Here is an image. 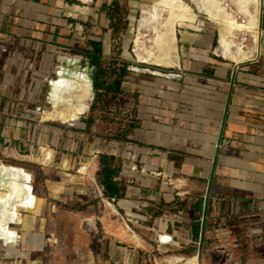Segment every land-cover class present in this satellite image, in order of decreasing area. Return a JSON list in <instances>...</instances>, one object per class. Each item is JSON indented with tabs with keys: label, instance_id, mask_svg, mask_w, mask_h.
I'll list each match as a JSON object with an SVG mask.
<instances>
[{
	"label": "crops",
	"instance_id": "1",
	"mask_svg": "<svg viewBox=\"0 0 264 264\" xmlns=\"http://www.w3.org/2000/svg\"><path fill=\"white\" fill-rule=\"evenodd\" d=\"M115 5L118 0H0L1 41L16 54L21 68L30 63L40 82L50 87L60 72L71 78L89 69L96 73L95 85L97 59L102 66L110 55L104 36L113 34L109 15ZM261 20L264 32V0ZM202 36L185 40L181 68L167 69L170 75L128 74L122 82L117 78L120 90L113 92L126 95L135 108V126L127 143L89 132V112L64 130L33 121L31 130L37 134L44 128L49 135L43 142L54 154H66L61 168L78 169L88 155L104 156L99 167L95 159L85 165L92 167L94 179L95 171L103 179V188L114 193V202L123 198L131 220L136 221L137 208L159 201L181 206L176 220L168 219L165 229L157 232L161 239H186L174 229L178 224L182 226L177 229L187 227L186 241L191 242L198 235L203 211L209 224L219 217L223 223L253 225L262 245L256 262L264 264V45L257 59L235 65L215 55L212 33ZM128 65L130 70L133 66ZM47 100L51 106L50 95ZM36 141L37 137L31 143ZM108 169L114 172L112 178H107ZM81 176L82 181L88 179ZM64 190L53 184L50 194L57 198Z\"/></svg>",
	"mask_w": 264,
	"mask_h": 264
},
{
	"label": "rangeland",
	"instance_id": "2",
	"mask_svg": "<svg viewBox=\"0 0 264 264\" xmlns=\"http://www.w3.org/2000/svg\"><path fill=\"white\" fill-rule=\"evenodd\" d=\"M187 1L195 7L203 25L201 31L180 28V49L182 50L185 40L188 39L184 31H193L200 35L197 37L200 39L203 37L202 34L208 31L213 34L211 44L215 52L219 41L218 27L208 18L209 15L200 11L197 3L193 0ZM144 2L146 0H118V5L110 10L109 17L114 22V31L111 36H104L105 49L110 46V55L105 56L102 62L105 85L98 100L93 86L95 101L92 100L90 103L92 106L89 104L88 119L89 132L93 131L96 137H104L111 142L127 143L135 126L133 103L126 95L112 91L117 78L122 82L128 74L150 76L155 75V72L167 75L172 72L141 65L134 58V40ZM224 3L229 10H236L232 0H224ZM261 21L260 17V56L264 45ZM251 40L248 37V46H251ZM8 48L0 36V165L24 168L31 173L36 196L44 202L38 214L31 211L22 212V218L24 222H29V228L25 229L23 225L16 224L12 226L20 236L17 245L13 246L0 239V264H178L176 258L188 259L193 256H198L202 264H258L256 261L261 256L262 245L258 244L259 238L254 232V226L248 222L237 223V220H231L230 223H223L218 217L216 222L212 221L209 224L206 213L202 211L196 238H191V242H187V236H190L186 231L187 227L184 230L177 229L182 225L176 224L174 229L182 233V236H186V239L179 237L180 239L164 245L160 241L165 240L158 237L157 232L165 229L168 219L176 220L175 216L181 206L175 207L159 201L153 203L152 207L137 208L134 211L137 218L133 221L132 215L128 216L129 213L121 203L123 198L114 202L112 192L103 188L104 181L97 177L96 171L95 181L102 195H96V187L88 179L81 180L79 170L83 165H78V169L77 166L72 169H65V166L61 168V161L66 157L62 151L55 154L54 163L50 167L22 159L27 157L38 159L42 148L53 150L43 142L47 140L45 137L49 134L44 128L37 134L33 132L31 121L35 124L41 123L42 126H52L51 130L55 128L64 130L68 125L42 120L43 113L52 109L47 100L52 89L49 83H44L42 79L43 83L40 82L38 70L36 68L32 70L30 63L27 67L25 62L24 68H21V62L15 61L16 54L9 52ZM219 60L224 61L222 58ZM128 64L138 68V72L133 71V67L129 70ZM89 65H93L91 60ZM79 73L91 79V83L96 76L95 71L91 72V69ZM55 77L53 75L52 80H55ZM38 83L40 85L36 86ZM35 137L37 141L32 144L31 141ZM12 151L22 158L13 157ZM103 157L95 159L94 156L88 155L83 163L90 164L95 159L99 167L98 164L102 163ZM53 184L64 186L65 194L53 197L50 194ZM103 200L114 205L130 231L144 241V247L140 248L108 233L106 222L122 224V221L114 214H108L105 221L101 220ZM167 215H170L169 218ZM203 215L206 218V225L204 224V228L201 229ZM189 217L191 218V214ZM90 220L93 221L92 230H86L83 225Z\"/></svg>",
	"mask_w": 264,
	"mask_h": 264
},
{
	"label": "bare ground",
	"instance_id": "3",
	"mask_svg": "<svg viewBox=\"0 0 264 264\" xmlns=\"http://www.w3.org/2000/svg\"><path fill=\"white\" fill-rule=\"evenodd\" d=\"M82 1L87 3L91 0ZM193 1L218 27L219 41L215 55L235 65L251 62L259 57L262 0H232L236 10H229L224 0ZM76 8L85 11L83 6ZM138 22V32L134 40V58L141 65L161 69L181 68L180 28L201 31L203 25L199 13L187 0H146L142 4L141 18ZM184 34L187 38L200 36L190 30L184 31ZM248 37L252 39L251 46H248ZM138 70L133 69L135 72ZM157 74L161 75L159 72ZM58 75L60 78L51 82L50 87L52 109L43 113L42 120L72 125L89 111V104L93 100L92 83L82 74L73 75L71 78L64 77L61 72ZM11 154L16 159L22 158L14 151ZM54 157L52 150L42 148L38 159L30 157L22 159L50 167L54 163ZM91 168L89 165H84L79 173L88 178L96 187V195H99L100 190L95 184ZM55 191L60 193L57 188ZM103 201L101 220L105 221L108 214H114L122 221V224L106 222L108 233L122 241H129L140 248L144 247V241L130 231L113 205L109 201ZM43 202L36 196L31 173L24 168L0 165V239L13 246L17 245L20 236L12 226L16 224L23 225L25 229L29 228V222H24L22 212L31 211L38 214ZM83 226L86 230H92L93 221H86ZM162 240L168 241L165 237H162ZM175 261L178 264H202L198 256L188 259L176 258Z\"/></svg>",
	"mask_w": 264,
	"mask_h": 264
},
{
	"label": "trees",
	"instance_id": "4",
	"mask_svg": "<svg viewBox=\"0 0 264 264\" xmlns=\"http://www.w3.org/2000/svg\"><path fill=\"white\" fill-rule=\"evenodd\" d=\"M99 52L101 55V50L98 51V53ZM100 61H101V58L97 59V65L99 67V71H98V76L95 80V85H94L95 93L99 96H100L101 91H103V86L105 85V83H104V70L102 69ZM114 87H115V90H112V91L119 92L120 85L118 82L114 83ZM106 171H107V178H112L113 177L112 175H114V172L109 170V169ZM107 178H106V180H107ZM113 195H114V193L111 194V197H113Z\"/></svg>",
	"mask_w": 264,
	"mask_h": 264
},
{
	"label": "built area",
	"instance_id": "5",
	"mask_svg": "<svg viewBox=\"0 0 264 264\" xmlns=\"http://www.w3.org/2000/svg\"><path fill=\"white\" fill-rule=\"evenodd\" d=\"M204 224L206 225V218H205V215H203V218L201 219V229L204 228ZM202 237H203V234H202V236H201V238H200L199 245H200V243H201V241H202ZM160 242H161V244L167 245V244H169V243L172 242V239H170V240H168V241H160Z\"/></svg>",
	"mask_w": 264,
	"mask_h": 264
}]
</instances>
